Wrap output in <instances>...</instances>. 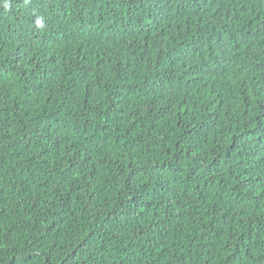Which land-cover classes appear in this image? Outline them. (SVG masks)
<instances>
[{
  "label": "trees",
  "instance_id": "trees-1",
  "mask_svg": "<svg viewBox=\"0 0 264 264\" xmlns=\"http://www.w3.org/2000/svg\"><path fill=\"white\" fill-rule=\"evenodd\" d=\"M0 264H264V0H0Z\"/></svg>",
  "mask_w": 264,
  "mask_h": 264
}]
</instances>
